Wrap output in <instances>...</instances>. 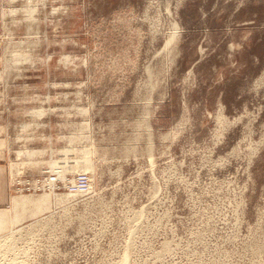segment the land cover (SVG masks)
Wrapping results in <instances>:
<instances>
[{"label":"rangeland","instance_id":"rangeland-1","mask_svg":"<svg viewBox=\"0 0 264 264\" xmlns=\"http://www.w3.org/2000/svg\"><path fill=\"white\" fill-rule=\"evenodd\" d=\"M0 148V264H264V0H0Z\"/></svg>","mask_w":264,"mask_h":264},{"label":"crops","instance_id":"crops-1","mask_svg":"<svg viewBox=\"0 0 264 264\" xmlns=\"http://www.w3.org/2000/svg\"><path fill=\"white\" fill-rule=\"evenodd\" d=\"M5 152L0 148V207L8 201L10 191L7 183V168L5 160Z\"/></svg>","mask_w":264,"mask_h":264},{"label":"bare ground","instance_id":"bare-ground-1","mask_svg":"<svg viewBox=\"0 0 264 264\" xmlns=\"http://www.w3.org/2000/svg\"><path fill=\"white\" fill-rule=\"evenodd\" d=\"M53 164H56V166H54V168L57 170L58 173H60L63 169H65L63 167V165H57V162H53ZM36 202H37V200H34V199L30 198V197H20V198H17L15 196L12 199V205H13V209L14 210H17L18 208L26 207L29 204L36 205ZM0 216H1V214H0ZM1 217H4V216H1ZM0 221H3V220H0Z\"/></svg>","mask_w":264,"mask_h":264}]
</instances>
